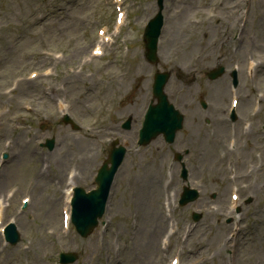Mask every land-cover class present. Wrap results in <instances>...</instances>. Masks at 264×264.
I'll return each instance as SVG.
<instances>
[{"label": "rangeland", "instance_id": "rangeland-1", "mask_svg": "<svg viewBox=\"0 0 264 264\" xmlns=\"http://www.w3.org/2000/svg\"><path fill=\"white\" fill-rule=\"evenodd\" d=\"M9 2L10 4L8 6L13 12V20L15 21V19H17L19 7L26 4L23 0H21V3H19L18 0H9ZM259 4L260 2L258 0L252 1L253 8H256ZM79 6L80 5L77 6V9L81 10ZM70 14L71 15L75 14L77 18L73 19L72 17H70ZM79 15L80 13L68 12L64 17L60 15L58 16L57 19L50 21V29L48 32L58 34V38H59L58 40L60 45L66 43L67 33H69L70 31H77L78 33H70V34L78 36L76 40L80 42L81 46H85L86 43L84 42L83 39L84 34L81 35V31L82 28L88 27L89 25L87 24L85 18L79 17ZM1 17L3 18V12L2 9L0 8V26L2 24ZM75 21H77L78 25H76ZM85 33L87 36L89 34V31ZM29 39L30 37L29 35H27L25 40L21 41L19 44L18 41L14 40L12 34L1 33L0 59H2L4 54L7 53V51L11 48L12 49L18 48L16 51L21 52L22 48L25 46L24 42H27ZM54 40L52 41L53 44H54ZM16 51L12 53H15ZM0 63H2V60L0 61ZM142 83H144L142 84V87L145 88V81L143 80ZM33 94H34V90L30 89L29 87H25V91L22 94L17 95L13 98H9L5 95L3 96L0 95V107L6 106V112L0 116V134L3 133L10 135V136H0V150L3 148V144H4L3 140L8 139L11 144L9 150L14 153L10 161V164L8 166L7 174L5 176V179H3L2 184H7L9 187L19 186L23 191L29 190L33 182V180L31 179L33 173L35 172V170L32 169L34 167L33 162L35 161L33 156L35 151L36 154L37 152L41 151L39 145L36 144V141L39 138V136H30L25 131L21 132L23 127L17 128L16 124L11 119L12 117L15 118L16 120L19 119V114H22V112H16L15 114L12 115L11 112L8 110L9 109L8 106L13 102L15 103L18 102L19 99H21V102L19 103V107H18L20 111L23 105L25 104V102H32L34 104V109H36V111L39 114H41L44 112L45 104H42L39 100V97L33 96ZM123 177L125 179L128 177L125 172L123 173ZM120 190H121L120 200L125 203L126 195L123 194L125 187L123 186ZM37 195L42 198H45V196L41 192H38ZM128 199L129 200L126 203L128 207L134 206V204H131V199L129 197ZM46 205L47 208L45 210V216L40 218L38 222L36 221L37 218L33 219L32 216L31 218L28 216H22L20 218L21 228L25 234L23 242L30 244V248L35 246L36 250L40 254L44 255V258L43 259L37 258L34 261L28 262V258H27L28 251L25 248L21 247L23 246V244L20 243L18 246L9 248L7 251L0 252V264H17L14 261H17L19 264H51L52 263L53 260L50 259L49 261L48 258L50 257V252L54 250V247H49L50 239L44 241L42 231L46 230L47 232H50L56 226L59 217H57V215H50L48 217L47 212L50 211V208L52 209V206L47 203ZM40 207H43V205L40 204ZM53 208H54L53 212L55 213L54 210H56V206H54ZM122 208L126 210L123 204H122ZM139 208L141 212L140 226H139L138 234L136 235V238L133 240V244L144 245V242L139 243V241L142 239L145 240L147 235L149 234L152 218L150 217V209L147 208L146 205H141L139 206ZM122 215L124 216V218L128 217V214L125 212H123ZM119 244L120 243L117 241V239L114 236H111L110 234H106V239L101 244V246L100 245L98 246V242L97 240H95V236H93L90 240H88V243L85 244V253H84V257L80 261V264H82L83 262L89 264H107V262L108 263L111 262L110 264H113V259L117 254ZM19 251H21V253L18 255L17 253ZM125 264H136V261L135 260L128 261Z\"/></svg>", "mask_w": 264, "mask_h": 264}]
</instances>
